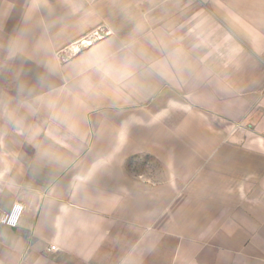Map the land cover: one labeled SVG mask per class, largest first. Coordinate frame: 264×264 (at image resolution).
<instances>
[{"label": "crops", "instance_id": "obj_1", "mask_svg": "<svg viewBox=\"0 0 264 264\" xmlns=\"http://www.w3.org/2000/svg\"><path fill=\"white\" fill-rule=\"evenodd\" d=\"M197 1L0 0V264H264V0Z\"/></svg>", "mask_w": 264, "mask_h": 264}, {"label": "built area", "instance_id": "obj_2", "mask_svg": "<svg viewBox=\"0 0 264 264\" xmlns=\"http://www.w3.org/2000/svg\"><path fill=\"white\" fill-rule=\"evenodd\" d=\"M23 210H24V204L21 203L15 204L12 210H8L1 215L0 217L1 223L9 227H17L20 223ZM50 249L55 250L57 249V247L56 245H52Z\"/></svg>", "mask_w": 264, "mask_h": 264}, {"label": "rangeland", "instance_id": "obj_3", "mask_svg": "<svg viewBox=\"0 0 264 264\" xmlns=\"http://www.w3.org/2000/svg\"><path fill=\"white\" fill-rule=\"evenodd\" d=\"M192 4L193 5H199L200 3H198L197 0H192ZM200 16H202L203 18L206 17L208 20H216L215 18V15L211 14V13H207L206 15H194V14H190L188 15L189 17V20H190V23H194L195 21L198 20V17L200 18Z\"/></svg>", "mask_w": 264, "mask_h": 264}]
</instances>
